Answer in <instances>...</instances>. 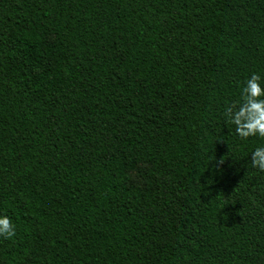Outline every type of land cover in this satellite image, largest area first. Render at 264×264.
<instances>
[{"label":"trees","instance_id":"trees-1","mask_svg":"<svg viewBox=\"0 0 264 264\" xmlns=\"http://www.w3.org/2000/svg\"><path fill=\"white\" fill-rule=\"evenodd\" d=\"M252 72L264 0H0V264H264Z\"/></svg>","mask_w":264,"mask_h":264},{"label":"clouds","instance_id":"clouds-1","mask_svg":"<svg viewBox=\"0 0 264 264\" xmlns=\"http://www.w3.org/2000/svg\"><path fill=\"white\" fill-rule=\"evenodd\" d=\"M239 104H230L224 109V117L235 126L238 137H264V86L262 77L252 72L241 89ZM253 169L264 172V146L256 147L250 153ZM16 235L13 221L7 214H0V238L10 240Z\"/></svg>","mask_w":264,"mask_h":264},{"label":"rangeland","instance_id":"rangeland-1","mask_svg":"<svg viewBox=\"0 0 264 264\" xmlns=\"http://www.w3.org/2000/svg\"><path fill=\"white\" fill-rule=\"evenodd\" d=\"M130 178L133 183L140 185L141 184V179L139 177V174L137 172L131 173Z\"/></svg>","mask_w":264,"mask_h":264}]
</instances>
